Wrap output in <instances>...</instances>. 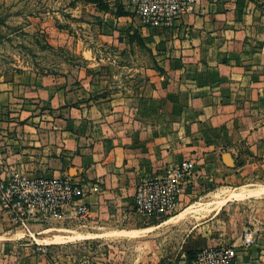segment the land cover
<instances>
[{
    "label": "crops",
    "instance_id": "obj_1",
    "mask_svg": "<svg viewBox=\"0 0 264 264\" xmlns=\"http://www.w3.org/2000/svg\"><path fill=\"white\" fill-rule=\"evenodd\" d=\"M129 14L109 17L105 39L121 48L122 33L139 24L163 71L147 93L111 94L82 72L0 77V177L66 178L91 191L82 201L90 210L78 226L83 236L130 227L138 185L173 179L182 163L192 164L184 190L193 179L239 174L227 169L239 149L249 150L252 166L264 163V0H200L167 28L145 27ZM73 47L87 51L77 40ZM68 216L26 231L0 211V264H62L63 236L53 232L70 230L52 225L77 221ZM254 220L258 244L239 249L237 264L264 260V223Z\"/></svg>",
    "mask_w": 264,
    "mask_h": 264
},
{
    "label": "rangeland",
    "instance_id": "obj_2",
    "mask_svg": "<svg viewBox=\"0 0 264 264\" xmlns=\"http://www.w3.org/2000/svg\"><path fill=\"white\" fill-rule=\"evenodd\" d=\"M129 3L130 0H0V77L59 74L75 78L82 72L93 75L97 86L111 94L120 89H143L147 93L151 77L163 75V71L156 66L157 55L149 39L140 34L139 24L122 33L121 48L109 45L105 39L113 23L109 17L135 12ZM74 40L87 51H75ZM90 62L98 66L89 67ZM239 150V157L227 166L231 172L240 170L239 174L228 179H193L185 190L181 181L170 214L132 213L126 218L130 227L118 223L109 229L92 228L91 236H83L84 230L75 220L69 227L53 224L70 230L53 232L63 236L57 245L58 258L62 264H191L195 254L204 249L233 246L238 253L246 249L241 247V238L245 231L254 232L255 226L250 223L255 224L254 219H263L264 223V163L256 160L252 166L247 163L252 161L249 150ZM206 170L216 173L213 167ZM186 189L189 193L184 194ZM241 192L245 194L242 197L231 196ZM258 231L264 233V225ZM89 237L92 238L86 239ZM257 244L258 235L252 246ZM258 264H264V260Z\"/></svg>",
    "mask_w": 264,
    "mask_h": 264
},
{
    "label": "built area",
    "instance_id": "obj_3",
    "mask_svg": "<svg viewBox=\"0 0 264 264\" xmlns=\"http://www.w3.org/2000/svg\"><path fill=\"white\" fill-rule=\"evenodd\" d=\"M200 0H130L145 27H169L176 19L189 13ZM192 169V164L182 163L176 176L169 180L145 181L138 185L132 208L136 215L156 216L172 213L180 182ZM91 191L66 178L26 179L13 175L0 177V211L13 218L28 231L33 222L64 221L73 216L84 225L90 210L83 199ZM256 235L245 231L241 247L254 245ZM238 250L233 246L204 249L195 254L191 264H237Z\"/></svg>",
    "mask_w": 264,
    "mask_h": 264
},
{
    "label": "bare ground",
    "instance_id": "obj_4",
    "mask_svg": "<svg viewBox=\"0 0 264 264\" xmlns=\"http://www.w3.org/2000/svg\"><path fill=\"white\" fill-rule=\"evenodd\" d=\"M218 195V194H217ZM233 195V194H232ZM234 196V195H233ZM238 196V195H237ZM235 198V197H234Z\"/></svg>",
    "mask_w": 264,
    "mask_h": 264
}]
</instances>
